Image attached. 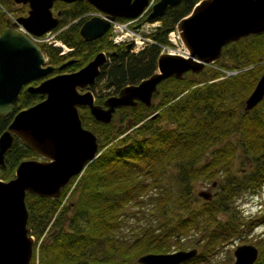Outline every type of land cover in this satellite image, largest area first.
I'll list each match as a JSON object with an SVG mask.
<instances>
[{
  "label": "trees",
  "instance_id": "1",
  "mask_svg": "<svg viewBox=\"0 0 264 264\" xmlns=\"http://www.w3.org/2000/svg\"><path fill=\"white\" fill-rule=\"evenodd\" d=\"M196 1L166 7L151 33L154 42L130 52L112 44L108 31L89 40L80 36L79 23L93 10L85 0H55L52 7L60 12L53 36L72 49L58 54L59 47L38 42L54 65L48 74L76 69L104 51L107 59L87 87L93 90L100 79L114 91L135 83L155 70L159 44L168 43L167 32ZM16 8L13 0H0V31L20 15H9ZM263 69L264 31L227 42L199 71L163 78L149 105L116 107L109 122L79 106L81 124L95 133L99 152L57 196L25 193L26 225L34 238L30 264H142L139 254L188 245L199 250L178 264H208L249 224L235 209L234 197L264 182V95L248 109L243 103ZM41 97L21 90L0 113V131L17 110ZM238 154L244 164L232 170ZM35 155L16 138L0 178L8 179L21 159ZM196 181H214L209 198L197 194ZM252 264H264V247Z\"/></svg>",
  "mask_w": 264,
  "mask_h": 264
},
{
  "label": "water",
  "instance_id": "2",
  "mask_svg": "<svg viewBox=\"0 0 264 264\" xmlns=\"http://www.w3.org/2000/svg\"><path fill=\"white\" fill-rule=\"evenodd\" d=\"M13 1L26 4L27 10L14 16L0 31V113L9 110L22 86L32 79L42 77L25 88L42 97L17 110L0 131V167L4 166V155L16 138L38 155L21 159L11 177L0 178V264H30L32 236L26 225L25 193L57 196L98 152L96 135L81 124L78 106H87L94 119L109 122L116 107L136 102L149 105L163 78L180 77L186 70L199 71L220 56L227 42L264 31V0H198L174 24L186 53L160 51L153 72L135 83L123 85L101 103L94 102L87 86L94 81L106 58L105 52H96L75 70L48 75L54 65L46 61L30 35L38 36L56 25L60 11L51 10L55 0ZM85 1L103 13V16L91 14L80 21L78 32L86 40L106 32L115 17L137 16L147 3V0ZM178 1L155 0L144 19L150 21L160 16L167 6ZM137 25L138 22L134 24ZM125 46H129L128 41ZM72 60H64L55 68L60 69ZM263 95L264 69L244 98V108L252 107ZM213 185L214 181L209 188L197 190V194L209 198ZM195 253V247L144 252L136 260L142 264H178ZM232 253V264H252L257 248L252 243H241L235 245Z\"/></svg>",
  "mask_w": 264,
  "mask_h": 264
},
{
  "label": "rangeland",
  "instance_id": "3",
  "mask_svg": "<svg viewBox=\"0 0 264 264\" xmlns=\"http://www.w3.org/2000/svg\"><path fill=\"white\" fill-rule=\"evenodd\" d=\"M15 4L18 6V8L14 9L12 12H9V15L13 16L15 14H24L27 8L26 4ZM55 9L56 7H52V12H54ZM149 30L153 32L154 28L150 27ZM53 32L54 31L49 30V32L39 36L38 40L35 41H49L54 38V36H52ZM102 82V79L97 81L94 84L93 90L91 91L95 94H106L112 90V87H103ZM82 89L83 88H80L79 90ZM241 158V154L235 156L233 159L232 170H237L240 166H243L244 163ZM201 188H209V182L196 181L194 183L195 191ZM212 190L213 187H210L211 192ZM233 204L242 221H248L249 224H246L247 226L243 229L240 235L232 237L225 244H222V246L220 245V251L218 250V252L211 258V261H209L208 264H231L233 260L232 249L239 243L254 244L258 249V253L261 246L264 247V182L252 191L243 190L242 192L238 193L234 197ZM137 205H139V203L134 204L133 206ZM187 247H190V245L186 246L185 248Z\"/></svg>",
  "mask_w": 264,
  "mask_h": 264
},
{
  "label": "built area",
  "instance_id": "4",
  "mask_svg": "<svg viewBox=\"0 0 264 264\" xmlns=\"http://www.w3.org/2000/svg\"><path fill=\"white\" fill-rule=\"evenodd\" d=\"M153 0H149L147 5L145 6L144 10H146V8L151 4ZM132 19H128V20H124V21H119V20H112L110 23V29H111V33H110V38L112 40V42L117 43L119 41H121L124 37L128 36L131 37L132 40V50L136 51L138 49H140L143 45H145L146 43L149 42H153V40L149 37V35H147V33L150 32V27H155L157 24V21H151V22H147L144 21L140 24V26L138 28H132L130 26V22H132ZM168 39L169 41L172 42V47L166 46V45H162V49H167L168 51H175V52H181L179 50H184L183 46L180 44L178 45L176 43V39H175V34L173 31H169L167 33ZM59 44L61 46H63V49L61 50L64 51L65 49L67 50L69 47H64V45H62V43L59 42ZM171 48V49H170Z\"/></svg>",
  "mask_w": 264,
  "mask_h": 264
},
{
  "label": "flooded vegetation",
  "instance_id": "5",
  "mask_svg": "<svg viewBox=\"0 0 264 264\" xmlns=\"http://www.w3.org/2000/svg\"><path fill=\"white\" fill-rule=\"evenodd\" d=\"M168 7V6H167ZM166 9V8H165ZM57 9H55V11H56ZM54 11V12H55ZM85 16H86V13L84 14ZM80 18V17H79ZM78 18V19H79ZM86 18V17H85ZM82 19H84V18H82ZM81 19V20H82ZM108 38H109V36H108ZM87 40H89V39H87ZM109 40H110V42L112 43V41H111V39L109 38ZM119 44H123L124 45V47H126L125 46V43L124 42H119ZM119 44H117V45H119ZM130 47V46H129ZM128 47V48H129ZM127 48V47H126ZM72 49V48H71ZM107 56V55H106ZM106 59L107 58H105V60H104V62L106 61ZM103 62V63H104ZM103 63H101V65L99 66V68H98V73H97V75L99 74V71H100V67L103 65ZM80 67V66H79ZM77 69V68H76ZM73 70H75V69H73ZM70 71H72V70H70ZM56 72H61L60 70L59 71H56ZM56 72H53V73H51V74H48V75H52V74H54V73H56ZM97 75H96V77H97ZM96 77H95V79H94V81L96 80ZM37 79V78H36ZM41 79V78H40ZM40 79H38V81H36L35 83H33V82H31V80L28 82V83H26V84H24L23 86H22V88H21V90H23V89H26L25 88V86L27 85V84H36V83H38L39 81H40ZM32 80H34V79H32ZM93 81V82H94ZM92 82V83H93ZM91 83V84H92ZM90 85V84H89ZM88 88V87H87ZM20 90V91H21ZM27 90V89H26ZM19 91V92H20ZM29 91V90H28ZM117 92V90L116 91H114V89L113 90H111L110 92H107L106 94H95V93H93L92 92V95H93V98H94V102L95 103H101L102 102V100L105 98V97H107L108 95H111V94H114V93H116ZM5 165V164H4ZM4 167V166H3Z\"/></svg>",
  "mask_w": 264,
  "mask_h": 264
},
{
  "label": "bare ground",
  "instance_id": "6",
  "mask_svg": "<svg viewBox=\"0 0 264 264\" xmlns=\"http://www.w3.org/2000/svg\"><path fill=\"white\" fill-rule=\"evenodd\" d=\"M179 51H181V52H179V53H182V54H185L186 53V50L184 49V50H179Z\"/></svg>",
  "mask_w": 264,
  "mask_h": 264
}]
</instances>
